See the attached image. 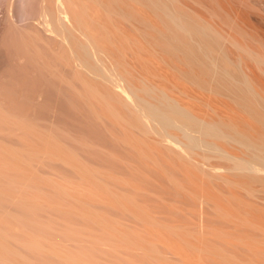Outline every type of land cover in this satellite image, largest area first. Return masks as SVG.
<instances>
[{
	"label": "rangeland",
	"instance_id": "374dc122",
	"mask_svg": "<svg viewBox=\"0 0 264 264\" xmlns=\"http://www.w3.org/2000/svg\"><path fill=\"white\" fill-rule=\"evenodd\" d=\"M66 9L99 60L0 26V264H264V0Z\"/></svg>",
	"mask_w": 264,
	"mask_h": 264
},
{
	"label": "bare ground",
	"instance_id": "6f19581e",
	"mask_svg": "<svg viewBox=\"0 0 264 264\" xmlns=\"http://www.w3.org/2000/svg\"><path fill=\"white\" fill-rule=\"evenodd\" d=\"M68 8V7H67ZM69 13V11L66 9V0H0V26H4L5 24H7V26L8 27H12V26H14V27H16V26H18V22H25L27 25H31V24H33L34 22H37L38 23V25H40L42 28H41V30H43V33H44V31H45V33L46 34H48V35H51V36H53L52 37V39H54V42H55V40H57L56 42L60 45H58L59 47H58V49H60V51H58V53L59 52H61V53H59V59L58 60H61V58H62V60H64V62L63 63H66V58H65V54H66V37H67V35H66V32H70L71 30L73 31V30H78L79 31V29H77L75 26V28L74 29H72V28H69L68 26H66V21L69 19L70 20V22L69 23H71V17H70V15L68 14ZM19 14V15H18ZM70 17V18H69ZM20 24V23H19ZM35 24V23H34ZM72 26V25H71ZM31 27H32V25H31ZM73 27V26H72ZM13 28V27H12ZM36 28V27H35ZM29 29V28H28ZM35 30H37V29H35ZM248 31V30H247ZM80 33V35H82L81 37H83V40H81L82 41V46L83 47H85V49H87L88 51H89V53L95 58V60H99V57H98V50H97V48L95 47V43H94V41H93V39H92V37L87 33V32H83V30L81 31H79ZM33 33V32H32ZM31 33V34H32ZM35 33V32H34ZM38 33H40V31L38 32ZM10 34H12V33H10ZM37 34V33H36ZM40 35H42V36H44L43 34H40ZM75 35V34H74ZM37 36V35H36ZM78 36V35H77ZM76 36V37H77ZM12 37V36H11ZM34 37V36H33ZM36 38V37H35ZM42 38H46V37H42ZM50 38V37H49ZM49 38H46V40L47 39H49ZM79 38V37H78ZM12 39V38H11ZM36 40V39H35ZM80 40V39H79ZM43 41V40H42ZM41 42V41H40ZM34 43V42H33ZM81 43V42H80ZM54 48V47H53ZM54 50V49H53ZM54 53H56L55 51H53ZM244 52L245 53H247V55H251L252 54V52H251V50L249 49V46L247 47H244ZM51 54H52V52H50ZM49 53V54H50ZM58 53H57V55H58ZM2 53L0 52V55H1ZM53 56V55H52ZM56 56V55H55ZM62 56V57H61ZM256 56V55H255ZM2 55L0 56V59H2ZM49 57H51V56H49ZM49 57H47V58H49ZM57 57V56H56ZM58 58V57H57ZM65 58V59H64ZM50 59V58H49ZM47 60L48 59H46V62H47ZM57 60V59H56ZM62 60H61V63H62ZM257 61H259V60H257ZM45 62V63H46ZM48 62H50V61H48ZM57 62H59L60 63V61H57ZM0 63H1V61H0ZM44 63V64H45ZM61 63H60V65L59 66H61ZM47 64V63H46ZM50 64V63H49ZM52 64H54V63H52ZM51 64V65H52ZM58 65V64H57ZM63 65V64H62ZM65 65V64H64ZM52 66H54V65H52ZM51 66V67H52ZM56 66V65H55ZM46 67V66H45ZM64 67H66V66H64ZM61 68V67H60ZM47 69V68H46ZM49 69H51L50 67H49ZM56 69V68H55ZM53 70V69H52ZM57 70V69H56ZM58 70H62V69H58ZM64 70V69H63ZM53 73H55L54 71H52ZM60 72V71H59ZM56 73H58L57 71H56ZM60 74V73H59ZM58 74V75H59ZM50 75H52V74H50ZM49 75V76H50ZM54 75V74H53ZM52 75V76H53ZM57 75V76H58ZM56 76V77H57ZM64 76V75H63ZM62 76V77H63ZM61 77V78H62ZM54 78H55V75H54ZM54 78H52V79H54ZM58 78V77H57ZM60 78V77H59ZM105 78H106V75H105ZM111 79L112 81H117L116 79L114 80L113 78H111V77H109L108 76V74H107V78L106 79ZM51 79V80H52ZM247 79V78H246ZM120 80V79H119ZM62 81H64L65 82V80H63L62 79ZM248 83V82H247ZM117 86H118V84H117ZM135 90V89H134ZM163 92V91H162ZM134 94V93H133ZM163 94V93H162ZM128 95V94H127ZM167 95V94H166ZM166 95L164 96V97H166ZM135 96H137V94L135 95ZM133 97V96H132ZM137 98V100H142L143 98H139L138 96L136 97ZM171 98V97H170ZM167 99H169V97L167 98ZM132 100H134L133 101V103H134V106H136L135 108L137 109L138 108V111L139 112H141L140 113V115H142L141 117H142V119L143 118H149V116L145 113V112H143V109L141 108L140 109V107L141 106H139L141 103L140 102H142V101H140V102H137V103H135V99H132ZM174 100V99H173ZM169 101H170V99H169ZM172 101V100H171ZM175 101V100H174ZM143 102H145L144 100H143ZM140 103V104H139ZM147 103H150V102H147ZM176 103V102H175ZM154 104V103H153ZM152 103H150V105H152V106H154V107H156L155 105H153ZM169 104V103H168ZM133 105V104H132ZM176 105V108H174V109H177V112H178V109L180 108V106H179V108H178V106H177V103L175 104ZM152 106H150V107H152ZM159 106V105H158ZM157 106V107H158ZM173 106V105H172ZM143 107V106H142ZM184 108L185 107H181V109H183V111H184ZM152 109H153V107H152ZM151 109V110H152ZM155 109V108H154ZM160 109V108H159ZM158 109V110H159ZM180 109V110H181ZM188 109V108H187ZM1 111V110H0ZM6 111L7 110H5V111H2L3 113H5V114H3L4 116L6 115L7 116V118L8 117H10V114H8V113H6ZM172 111L173 112H175V113H177L175 110H173L172 109ZM187 111V110H186ZM170 112V111H169ZM192 112V111H191ZM157 113H158V111L155 113V116L156 117H158L157 119L155 118V116H154V119H156L157 121H159V117H160V115H157ZM186 113H188V111L186 112ZM2 114H1V116H0V118L2 117ZM160 114V113H159ZM173 114V116L175 115V117H177L176 116V114H174V113H172ZM180 114H182V112L180 113ZM168 115V114H167ZM177 115H178V113H177ZM191 115V114H190ZM189 115V116H190ZM194 115V114H193ZM192 115V116H193ZM5 116V117H6ZM14 116H15V114H14ZM13 115L11 116L12 117V120L15 118L16 119V117L18 118V116L16 115V117H14ZM170 117H172L171 116V114L169 115ZM191 116V117H192ZM187 117V116H186ZM193 117H195V116H193ZM193 117H192V119H193ZM168 118V117H167ZM178 118V117H177ZM6 119V118H5ZM4 118H3V120H5ZM10 119V118H9ZM18 119H20V117L18 118ZM151 119V118H150ZM166 119V118H165ZM195 119H197V118H195ZM1 120V119H0ZM2 120V121H3ZM161 121H159L158 123H160V122H162V120H163V122H164V125H166V123H168V124H170L171 122L170 121H166L165 122V120H164V117L162 118V119H160ZM176 118H175V122H176ZM21 121V120H20ZM19 120H18V122L19 123H16V121L15 122H13L12 121V123H15L14 125L17 127L18 126V128H16L15 126H14V134H16L17 133V131H15V130H19L20 128H19V126H20V124H21V122H20ZM152 120H150V122H151ZM154 121V120H153ZM194 121V120H193ZM156 122V121H155ZM170 122V123H169ZM146 123V122H145ZM148 123V122H147ZM173 123V122H172ZM177 123V122H176ZM179 123H180V121H179ZM191 123V122H190ZM205 123V121H203V124ZM207 123V122H206ZM19 124V125H18ZM155 124V123H154ZM163 124V123H162ZM178 124V123H177ZM177 124H175V125H177ZM187 124H189V123H186V125ZM208 124V123H207ZM202 125V127L201 128H198L196 131L198 132L199 130H203L202 131V133H201V135L203 134V137L204 136H207V132L209 133V131H208V128H206L208 125ZM183 125V122H181V126ZM185 125V124H184ZM160 126V125H159ZM162 126V125H161ZM166 126H168V125H166ZM166 126H163V128L164 127H166ZM170 126V125H169ZM179 126V125H178ZM190 126H192V125H190ZM210 126V125H209ZM208 126V127H209ZM162 128V127H161ZM191 128H193V127H191ZM151 129H154L153 127L151 128ZM167 129V128H166ZM180 129H181V132H182V135H183V133H184V135H183V137L185 136V140L184 141H180L179 142V140L178 139H176V140H174V138L172 139V141L174 140L175 142L176 141H178L177 143H181V148L180 149H183L185 152H187V150H191L194 146H196V144H195V140H193L194 139V136H193V134H192V130L194 131L195 129H190L189 127H180ZM207 129V130H206ZM233 130H235V129H233ZM207 131V132H206ZM16 132V133H15ZM201 132V131H200ZM221 134H222V132H221ZM168 135V134H167ZM181 135V136H182ZM164 136V135H163ZM170 136V135H169ZM173 136H175V135H173ZM203 137L201 138V140L203 141V140H205V139H203ZM168 139V138H167ZM199 139V138H198ZM195 141V142H194ZM205 142H207V140H205ZM174 143V142H173ZM172 143V144H173ZM171 144V145H172ZM175 144V143H174ZM173 144V145H174ZM178 145V144H177ZM177 145H176V147H177ZM200 145V144H199ZM205 145V144H204ZM210 145V144H209ZM209 145H207V147L209 146ZM206 146V145H205ZM179 147V146H178ZM202 147V146H201ZM214 147V146H213ZM248 147H249V145H248ZM210 148V147H209ZM216 149V148H215ZM219 149V148H218ZM182 150V151H183ZM183 151V152H184ZM190 152V151H189ZM223 152V151H222ZM224 153V152H223ZM189 154V153H188ZM225 154V153H224ZM227 156V155H226ZM263 157V155L259 158V163H257L256 162V164L254 163H250V162H248V163H246V165L248 164L249 166H245V164H244V168H246V167H249L248 169H251V170H254V172L256 171V172H258V171H264V157ZM239 162H242L243 160L242 159H238V158H236ZM237 164H238V162H236ZM240 166V165H239Z\"/></svg>",
	"mask_w": 264,
	"mask_h": 264
}]
</instances>
